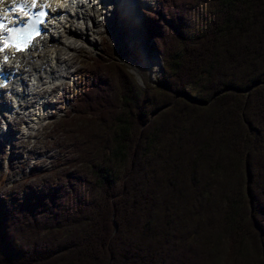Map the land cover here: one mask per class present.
<instances>
[{"label": "trees", "instance_id": "obj_1", "mask_svg": "<svg viewBox=\"0 0 264 264\" xmlns=\"http://www.w3.org/2000/svg\"><path fill=\"white\" fill-rule=\"evenodd\" d=\"M176 1L157 84L92 63L80 170L0 205V264H264V0Z\"/></svg>", "mask_w": 264, "mask_h": 264}, {"label": "rangeland", "instance_id": "obj_2", "mask_svg": "<svg viewBox=\"0 0 264 264\" xmlns=\"http://www.w3.org/2000/svg\"><path fill=\"white\" fill-rule=\"evenodd\" d=\"M179 1L176 3L179 4ZM136 3L138 16L133 19L134 23L127 21L132 28L128 36L123 34L124 36L118 38L106 21L97 16L101 25L92 34L91 40H78L77 50L65 51L64 58L74 57L75 62L69 66L66 78L53 81L57 86L56 91L43 96L49 99L50 103L42 107L31 100L26 110L18 109L19 117L26 120L23 119L22 122V119H18V123H21L16 127V122L12 121L10 126L13 132H9L8 136L0 133V205L13 211L26 196L48 187H55L59 183L68 187V169L75 166L72 172L80 170L78 163L81 161L77 154L81 144L79 133L85 135L90 129L86 130L83 126L71 129V122L66 123L65 120L74 114L77 103L86 97L87 88L94 81L95 75L91 70L94 61L106 58L108 53L115 61L121 63L142 87L147 83L154 86L162 78L163 60L149 32L158 21L155 17H165L163 12L166 8H171L172 11L173 4L171 0H136ZM195 90L196 85L188 88L191 94H194ZM35 100L41 102L40 98ZM7 109L2 108L5 115L10 114L11 108ZM37 112L38 115L45 116L39 122L32 119ZM4 122L1 118L0 130L2 127L6 129ZM74 131L77 132V139ZM227 255V243L224 241L220 244L218 261L225 262Z\"/></svg>", "mask_w": 264, "mask_h": 264}, {"label": "bare ground", "instance_id": "obj_3", "mask_svg": "<svg viewBox=\"0 0 264 264\" xmlns=\"http://www.w3.org/2000/svg\"><path fill=\"white\" fill-rule=\"evenodd\" d=\"M47 1L50 4V13L45 25V33L36 38L33 48L16 53L13 59L2 64L5 68L15 69L14 81L6 87H0V107L11 108L9 115L0 112L5 120L4 127L6 125V129L2 127L0 130L4 136L13 132L10 126L12 121L16 122V127L21 123V121L18 123V119H22V122L26 120L24 117H19L20 112H16V108L26 110L31 100L42 107L50 103V100L43 96L56 91L57 86L53 81L66 78L69 66L75 62L74 57L64 58L65 51L77 50L78 40L85 38L91 40L92 34L101 25L97 16L106 21L118 38L124 36L123 34L128 36L131 33L132 28L127 21L134 23L133 19L138 16L136 0ZM3 91L9 93V96ZM38 98L41 99L40 103L35 100ZM38 113H35L36 116L32 118L35 122L45 117ZM1 151H3L2 148Z\"/></svg>", "mask_w": 264, "mask_h": 264}, {"label": "snow or ice", "instance_id": "obj_4", "mask_svg": "<svg viewBox=\"0 0 264 264\" xmlns=\"http://www.w3.org/2000/svg\"><path fill=\"white\" fill-rule=\"evenodd\" d=\"M2 2V0H0ZM37 0H32V5L35 6ZM21 11H23V6H21ZM15 11V10H13ZM27 15V14H25ZM37 15L43 17L46 16L45 12H39ZM42 22V21H41ZM6 25L3 23V20L0 19V30L5 29ZM9 35L4 37V47H8L9 42H16L17 51H24L31 45L34 36H38L40 33L31 28V26H22V27H9L7 29ZM0 51H3V48H0ZM5 56V60H7Z\"/></svg>", "mask_w": 264, "mask_h": 264}, {"label": "water", "instance_id": "obj_5", "mask_svg": "<svg viewBox=\"0 0 264 264\" xmlns=\"http://www.w3.org/2000/svg\"><path fill=\"white\" fill-rule=\"evenodd\" d=\"M187 95L189 96L190 99H194L193 95H191V94H187Z\"/></svg>", "mask_w": 264, "mask_h": 264}]
</instances>
